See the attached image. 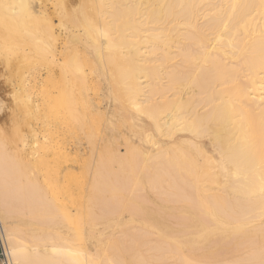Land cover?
<instances>
[{"label": "bare ground", "instance_id": "6f19581e", "mask_svg": "<svg viewBox=\"0 0 264 264\" xmlns=\"http://www.w3.org/2000/svg\"><path fill=\"white\" fill-rule=\"evenodd\" d=\"M44 1L0 0L8 264H264V0Z\"/></svg>", "mask_w": 264, "mask_h": 264}, {"label": "rangeland", "instance_id": "374dc122", "mask_svg": "<svg viewBox=\"0 0 264 264\" xmlns=\"http://www.w3.org/2000/svg\"><path fill=\"white\" fill-rule=\"evenodd\" d=\"M44 2V3H43ZM42 3L45 5V1L42 0ZM43 5V6H44ZM3 70V66L0 65V71ZM0 72V138H4L6 140H10L12 137L16 136L19 133V127L18 123L13 118V108L9 103L5 102L7 98V94L4 90V80L1 76ZM4 90V91H3ZM41 131L45 132L46 128L41 125ZM27 134L24 132L23 135ZM105 139H109L108 137H105ZM121 154L125 153V148H120Z\"/></svg>", "mask_w": 264, "mask_h": 264}, {"label": "built area", "instance_id": "2783aa9c", "mask_svg": "<svg viewBox=\"0 0 264 264\" xmlns=\"http://www.w3.org/2000/svg\"><path fill=\"white\" fill-rule=\"evenodd\" d=\"M0 264H8L6 251L4 249V243L1 237V228H0Z\"/></svg>", "mask_w": 264, "mask_h": 264}]
</instances>
